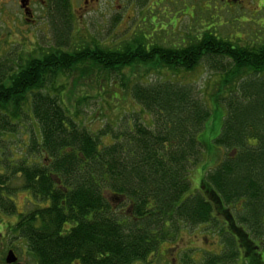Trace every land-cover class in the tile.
Wrapping results in <instances>:
<instances>
[{
    "label": "trees",
    "instance_id": "trees-1",
    "mask_svg": "<svg viewBox=\"0 0 264 264\" xmlns=\"http://www.w3.org/2000/svg\"><path fill=\"white\" fill-rule=\"evenodd\" d=\"M47 1L59 37L53 49L24 64L0 59V143L23 119L31 122L23 153L15 158L0 148V216L15 219L3 229L9 240L33 264H155L158 250L182 230L206 226L219 252L195 262L188 249L182 264H264V44L241 46L207 33L181 47L142 38L122 50L66 52L71 0ZM201 63L217 77L208 101L193 83L176 79ZM137 64L165 70L167 79L131 84L137 111L122 130L107 117L95 130L86 127L81 100L69 110L56 85L77 68L110 76ZM208 103L223 116L218 134L203 142ZM215 150L221 158L204 166ZM198 166V189L190 194ZM16 192L28 195L29 211L17 213Z\"/></svg>",
    "mask_w": 264,
    "mask_h": 264
},
{
    "label": "rangeland",
    "instance_id": "rangeland-1",
    "mask_svg": "<svg viewBox=\"0 0 264 264\" xmlns=\"http://www.w3.org/2000/svg\"><path fill=\"white\" fill-rule=\"evenodd\" d=\"M84 3L85 0H71L74 27L72 38L64 48L66 52L95 45L122 50L125 46L132 47L133 42L142 38L146 45L181 47L207 33L241 46L264 44V0H240L233 7L210 0H162L151 8L152 12L145 4L143 7L142 2H137L135 4L138 6L132 5L126 10L124 6L127 5V0H92L82 9ZM31 9L33 16H25L16 0H0V59L24 64L30 58L41 59L53 49L59 37L52 31L47 8L35 3ZM79 69L81 68L70 74L59 75L56 85L64 89L61 95L69 110L81 100L80 121L92 130L99 127L102 117L116 121L115 130L124 129L128 114L131 110L137 111L129 96L131 84L136 81L153 84L167 79V71H147L138 64L115 71L110 76L97 74L95 71L82 72ZM176 79L182 83H193L208 101L217 77L201 63L189 73L182 72ZM208 106L212 110V116L200 137L203 142L218 134L223 116L221 107L214 109L209 103ZM22 111H29V108L24 107ZM143 119L145 123H149L146 118ZM16 129L14 135L4 134L0 143V148L5 149V155L9 148L15 158L25 150L31 122L23 119L21 127ZM219 151L215 150L207 155L204 166L216 163L222 156ZM200 167L192 171L190 194L198 189L202 172ZM28 199L30 198L26 193L16 192L13 195L11 201L16 206L17 213L32 208L33 204ZM0 217V264H5L8 250L14 252L18 264H33L32 259L17 249L3 230L8 222L13 224L15 219ZM217 240V235L206 226L184 229L180 237L171 244L160 245L162 248L155 255L154 263L182 264V252L188 249H194L190 256L195 262H199L205 253L219 252H215Z\"/></svg>",
    "mask_w": 264,
    "mask_h": 264
},
{
    "label": "flooded vegetation",
    "instance_id": "flooded-vegetation-1",
    "mask_svg": "<svg viewBox=\"0 0 264 264\" xmlns=\"http://www.w3.org/2000/svg\"><path fill=\"white\" fill-rule=\"evenodd\" d=\"M9 1V0H8ZM17 3H19V1H23V3L26 5V7L28 9H30V12L33 16V11L31 9V6L35 3H39L42 7L46 8V6L48 5V1L47 0H16ZM92 0H85V3H84V6L82 7L85 8L86 5ZM96 2V0H93V2ZM162 0H142V1H139V0H127V5L124 6V9H128L127 7L130 8V6L134 5V6H138L137 2H142V6L144 5L145 7L147 6V8L149 9L150 8V11H151V8L153 7H156L158 5V3H161ZM210 1H214V2H220V3H223L224 5L228 6V7H233L237 4H239L240 0H210ZM141 6V7H142ZM143 6V7H144ZM150 11L148 10V13H150ZM152 12V11H151ZM117 18V17H116Z\"/></svg>",
    "mask_w": 264,
    "mask_h": 264
},
{
    "label": "water",
    "instance_id": "water-1",
    "mask_svg": "<svg viewBox=\"0 0 264 264\" xmlns=\"http://www.w3.org/2000/svg\"><path fill=\"white\" fill-rule=\"evenodd\" d=\"M21 8L24 9L25 15H29L27 13V9L25 8V5H23V2H21ZM16 261V258L12 251H9L6 255L5 262L6 264H14Z\"/></svg>",
    "mask_w": 264,
    "mask_h": 264
},
{
    "label": "bare ground",
    "instance_id": "bare-ground-1",
    "mask_svg": "<svg viewBox=\"0 0 264 264\" xmlns=\"http://www.w3.org/2000/svg\"><path fill=\"white\" fill-rule=\"evenodd\" d=\"M15 258H16V257H15ZM17 262H18V259L16 258V261H15V263H14V264H18Z\"/></svg>",
    "mask_w": 264,
    "mask_h": 264
}]
</instances>
